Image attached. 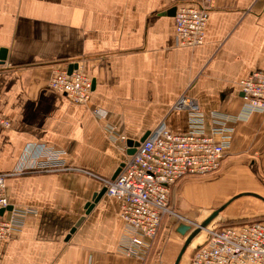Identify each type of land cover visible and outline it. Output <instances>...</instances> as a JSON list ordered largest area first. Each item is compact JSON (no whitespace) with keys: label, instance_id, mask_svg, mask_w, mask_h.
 <instances>
[{"label":"crops","instance_id":"0c3cea01","mask_svg":"<svg viewBox=\"0 0 264 264\" xmlns=\"http://www.w3.org/2000/svg\"><path fill=\"white\" fill-rule=\"evenodd\" d=\"M173 8L171 0H0V115L11 121L0 126V172L46 150L78 168L6 180L11 204L33 213L21 233L0 239V264H174L189 235L181 223L161 228L146 256H129L121 200L93 197L104 188L98 177L127 160L129 140L161 122L188 130V110L175 108L183 95L232 118L220 183H253L260 189L246 192L264 196V112H244L239 84L264 71V0H214L194 47L180 45ZM72 64L95 82L87 103L48 87Z\"/></svg>","mask_w":264,"mask_h":264},{"label":"built area","instance_id":"2783aa9c","mask_svg":"<svg viewBox=\"0 0 264 264\" xmlns=\"http://www.w3.org/2000/svg\"><path fill=\"white\" fill-rule=\"evenodd\" d=\"M175 12V29L181 46L202 45L206 37L214 0H171ZM244 112H264V71L250 72L239 82ZM50 90L84 104L90 100L93 81L80 68L56 70L49 81ZM177 109L189 112L187 131L171 130L165 122L152 129L133 155H129L116 177H99L107 194L122 202V217L130 228V243L123 247L129 256L149 253L167 215H176L170 206L174 184L189 176H204L221 170L229 147L232 120L229 114H205L191 98L183 95ZM0 126L11 121L0 115ZM124 141L126 137L121 136ZM19 168L0 172V239L22 232L33 210L11 204L6 177L30 172H58L78 169L59 150H46L31 160L21 161ZM206 240L191 254L189 264H264V220L254 219L223 224L205 230Z\"/></svg>","mask_w":264,"mask_h":264},{"label":"rangeland","instance_id":"374dc122","mask_svg":"<svg viewBox=\"0 0 264 264\" xmlns=\"http://www.w3.org/2000/svg\"><path fill=\"white\" fill-rule=\"evenodd\" d=\"M21 163L22 162H19L18 166L15 168H19ZM223 169L210 175L189 176L174 184L171 188L169 201L171 208L176 211L179 216L172 214L167 215L164 218L162 228L166 224L170 223L173 225L184 223L196 228L198 224H201L214 210L220 208L224 203L229 201L235 195L239 194L241 191L245 190L243 192H246L255 191L254 189H260L259 185L253 183H244V181L238 182L236 184L228 183V186L222 185L220 182L222 181L221 178H224L222 177ZM11 171L12 170L2 172L5 173ZM20 175L21 174L9 175L6 177V180L11 176ZM98 179L101 180L99 177ZM239 179L247 180V178L244 176H241ZM231 184L233 186H231ZM199 186L204 187V190L197 191ZM235 187H240L243 189H239L234 192V194H232V190ZM251 219L264 220V201L256 197L246 198L242 196L228 205L225 210H223L208 226L209 228H212L223 224L251 221ZM204 230L205 228L193 239L182 258L181 264H189L191 254L193 253L196 246L206 240L207 232Z\"/></svg>","mask_w":264,"mask_h":264},{"label":"water","instance_id":"95a60500","mask_svg":"<svg viewBox=\"0 0 264 264\" xmlns=\"http://www.w3.org/2000/svg\"><path fill=\"white\" fill-rule=\"evenodd\" d=\"M172 12L175 14L176 12V8L174 7ZM7 59V49L4 47L0 48V64L5 63ZM78 64H72L71 66H69V72H72L73 69L77 68ZM95 86V82L93 81V87ZM150 132H147L142 138H140L139 140H129L128 141V146L130 147L128 150V154L129 155H133L136 150L137 147L141 144V142H143L149 135ZM124 166V163L117 169L116 173L114 174L113 177H116L121 168ZM106 192V187L104 186V188L98 192L97 194H94L93 197V201H98L101 196ZM242 196H253L256 197L262 201H264V196L256 193V192H242L239 193L237 195H235L234 197H232L229 201H227L226 203H224L220 208L214 210L200 225H198L196 228H193L191 225L189 224H184L181 223L178 227V232H180L181 234H189L187 239L185 240L178 256L177 259L175 261L174 264H180L181 260L186 252V250L188 249L189 245L191 244V242L193 241V239L204 229L206 228L218 215L220 212H222L223 210H225V208L230 205L234 200H236L239 197Z\"/></svg>","mask_w":264,"mask_h":264},{"label":"bare ground","instance_id":"6f19581e","mask_svg":"<svg viewBox=\"0 0 264 264\" xmlns=\"http://www.w3.org/2000/svg\"><path fill=\"white\" fill-rule=\"evenodd\" d=\"M220 213H221V212H220ZM220 213H219V214H220ZM198 225H200V224H198Z\"/></svg>","mask_w":264,"mask_h":264}]
</instances>
